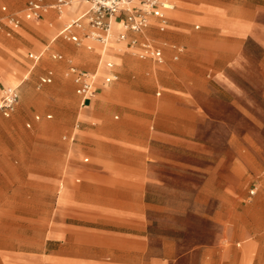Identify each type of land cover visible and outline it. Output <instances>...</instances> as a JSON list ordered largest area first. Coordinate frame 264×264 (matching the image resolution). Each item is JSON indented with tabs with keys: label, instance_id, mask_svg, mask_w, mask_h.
<instances>
[{
	"label": "rangeland",
	"instance_id": "374dc122",
	"mask_svg": "<svg viewBox=\"0 0 264 264\" xmlns=\"http://www.w3.org/2000/svg\"><path fill=\"white\" fill-rule=\"evenodd\" d=\"M26 1L0 0L5 27L6 15L20 19L9 35L0 30V89L4 75L18 94L14 110L0 114V185L63 204L0 205V264L145 263L121 257L125 247L171 251L172 264H264V0H170L166 28L145 30L162 63L139 58L122 24L117 40H125L104 46L85 18V30L72 28L78 42L57 35L85 11L83 0L35 20L23 17ZM77 4L76 16L57 21ZM31 52L41 53L33 67ZM70 66L117 78L82 107ZM179 87L185 99L173 101L195 109L185 114L190 135L174 129L183 143L156 142L157 131L171 129L167 93ZM235 164L246 176L232 207L218 209L201 172Z\"/></svg>",
	"mask_w": 264,
	"mask_h": 264
},
{
	"label": "crops",
	"instance_id": "0c3cea01",
	"mask_svg": "<svg viewBox=\"0 0 264 264\" xmlns=\"http://www.w3.org/2000/svg\"><path fill=\"white\" fill-rule=\"evenodd\" d=\"M28 1V0H27ZM26 1V3H27ZM46 2H51L45 0ZM71 3V0H69ZM170 2V4L173 6V4L171 3L170 0H168ZM69 3V4H70ZM68 4V5H69ZM5 6L7 8V6L5 4L0 5V10L1 7ZM26 6V4H25ZM25 8V7H24ZM81 5L77 4L74 6V8L72 10H70L68 12V14L64 17H60V15L58 14L57 17V21L59 22H63V24H65L66 22L70 21V19L74 16H76V14H78L82 9ZM89 5L86 3V9L85 11L82 13V15L88 10ZM54 9V8H53ZM173 8L166 10L165 11V15L167 18V22L169 20L168 18V13L173 10ZM24 10V9H23ZM2 11V10H1ZM1 20V18H0ZM149 25L150 26H154L158 28V20L156 19V17L152 16L150 18L149 21ZM120 23L122 24L120 18H116L113 21V30L115 31V33L120 29ZM52 25V24H51ZM167 26V25H166ZM147 27V28H148ZM6 28L7 29V33L6 34H10V32L14 31L15 28H12L11 26L5 27L4 25L0 28V30ZM85 20L82 21V28L78 29V30H85ZM143 29L140 32H133L134 34L129 35L128 37L130 39H136L137 41H141L144 39H149V37H147L145 30L147 29ZM159 29V28H158ZM61 30V29H60ZM59 30V32H60ZM160 31V30H159ZM59 32L57 35H59ZM74 35L77 36V32H73ZM151 40V39H150ZM116 42H120V41H116ZM196 52H199V48H195ZM180 51V50H179ZM235 51L231 52V55L228 56L227 53H222V55H220L219 60L223 63L227 62L230 59L234 58V54ZM33 56H38V60L41 56V53H29L28 54V58L30 59V61L32 62V66H34V64L38 61V60H34ZM54 57H56V55H54ZM178 56L175 55L174 59H176ZM147 58V57H146ZM151 58V57H149ZM145 59V58H142ZM153 59V58H152ZM155 60V59H154ZM156 61V60H155ZM162 62H163V54H162ZM162 62H158V63H162ZM81 69V68H79ZM83 70V69H81ZM85 71V70H83ZM99 71L101 74L103 72H106V69L103 70H99L98 66H97V70L96 72ZM10 77H12L15 80H19V78H16L15 75L9 71H6ZM91 75H94V82H93V89L91 91L90 94H88L87 96H82L81 94L78 93L77 89L78 86L77 84H75L74 82V86H75V93L80 97V105L82 107H86L87 102L89 100V98L91 96H93L94 93H96V91L101 90V86L104 84H108L109 82L113 81L114 79L117 78L116 75L112 74L110 76H106L104 77L102 80L99 78V76L96 74V72H91V71H85ZM3 75V74H2ZM116 77V78H114ZM25 78V76H23V78L20 80V82ZM49 78V80H45ZM51 77L48 75L41 77V82L45 83V82H50ZM73 81V80H72ZM20 82H18L17 85L20 84ZM3 85L2 88L0 89V99H1V93L2 90H4L5 88H8V84L6 82V79L3 75ZM187 93L186 89L183 88H171L168 93H167V97L169 99V101H171V104H168L166 107V109L164 110L166 113L171 115L172 120L170 121V130L167 131H157L156 136L154 137V141L162 143V144H169V145H174V144H179V143H183V141L185 140L183 137H180L178 135H175L173 132L174 129L176 130H180V133L182 136L185 135H190V129H191V121L189 118H187L188 116H186L185 114L190 113L191 111L194 112V108H190L189 106L186 105H178L175 103V99H185V94ZM105 96V95H103ZM106 97V96H105ZM4 116V115H3ZM47 117H50L51 115L48 114L46 115ZM34 119L37 120L39 119V115L36 114L34 116ZM27 126H29V124H27ZM179 132V131H178ZM151 141V140H149ZM154 159H159L158 157H154ZM87 160V159H85ZM167 163L169 162L170 164L173 163L172 160H165ZM146 172H155L153 169H149L146 170ZM203 175V181H202V187L204 189V191L208 194H211V199L214 200L215 202H217V208L221 209V208H231L232 204H233V200L231 197V192H234L235 194L237 193L239 187H241V184L243 183V177H245V172H238V168L237 165L235 164L233 167L229 168L227 170V172H217L216 168H212V169H205L203 172H201ZM126 184L124 186H121V192H125L128 189L125 187ZM23 188L21 187H12V186H3L0 185V205L3 206V204L6 203H16L18 205H20L21 207H29L30 205H34L37 203H42L43 205H51L52 208L57 207V208H61L62 206V201H56L53 203L51 202H43V201H34L32 200V198L30 197V195H25V196H17V195H12V193H17V192H21ZM26 192H28V190H26ZM44 192L48 193L50 192L49 190H44ZM222 214H220V218L219 221L217 222H223L222 221ZM141 220L140 222L137 220H134L132 227L135 229H142V226H139L138 224H141ZM129 236H136V237H141L137 234L134 235H129ZM143 237V236H142ZM126 239V238H124ZM133 253L135 254V256L137 254H140L144 259H145V263L143 264H172V252L171 251H167L165 253V255H154L151 249L148 248H139V249H135V248H121V257H126L127 254Z\"/></svg>",
	"mask_w": 264,
	"mask_h": 264
},
{
	"label": "built area",
	"instance_id": "2783aa9c",
	"mask_svg": "<svg viewBox=\"0 0 264 264\" xmlns=\"http://www.w3.org/2000/svg\"><path fill=\"white\" fill-rule=\"evenodd\" d=\"M89 5L88 10L80 17L63 26L59 34H64L71 41L78 42V38L73 34L72 28L80 29L81 18L86 19V23L93 31L91 35L103 46L107 43L110 33L111 24L116 18H120L122 25L126 30L140 32L147 28L150 18L156 17L158 28L163 31L167 25L165 11L172 8L168 0H85ZM69 2V0H28L23 10V17L28 20L39 19L43 12L49 8H54L58 13ZM3 12L7 11L5 6L1 7ZM9 26L18 28L20 19L13 15L5 16ZM4 25L0 20V28ZM87 35V34H86ZM126 34L119 33L118 40H125ZM128 45L139 58L151 57L157 62H162V50L150 39L137 41L129 39ZM38 60V56H33ZM69 73L72 80L78 86V93L87 96L93 89L94 75H91L75 66L69 67ZM116 78V77H114ZM49 80V78L44 79ZM18 101V94L15 89L4 90L0 99V114L8 116Z\"/></svg>",
	"mask_w": 264,
	"mask_h": 264
},
{
	"label": "bare ground",
	"instance_id": "6f19581e",
	"mask_svg": "<svg viewBox=\"0 0 264 264\" xmlns=\"http://www.w3.org/2000/svg\"><path fill=\"white\" fill-rule=\"evenodd\" d=\"M84 2H85V4H86V1L85 0H83ZM70 3V1L65 5V6H67L68 4ZM64 6V7H65ZM73 8H74V6H73ZM172 8H173V6H172ZM82 16V13L79 15V17L78 18H80ZM77 19V18H76ZM82 19V18H81ZM73 20H75V19H73ZM73 20H71V21H73ZM81 27H82V22H81ZM120 28H121V23H120ZM88 37H90V35H88ZM109 39H115L116 41H118L117 40V34L116 33H114V31H113V22H112V24H111V33H110V37H109ZM108 39V40H109ZM120 49V48H119ZM118 49V50H119ZM11 89H15V88H12V86H9L8 88H5L4 90H11ZM4 90H2V94H3V91Z\"/></svg>",
	"mask_w": 264,
	"mask_h": 264
}]
</instances>
